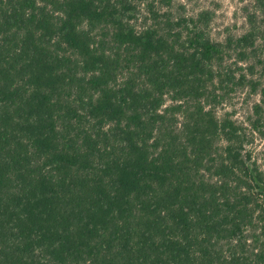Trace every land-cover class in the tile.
Segmentation results:
<instances>
[{"label": "trees", "instance_id": "16d2710c", "mask_svg": "<svg viewBox=\"0 0 264 264\" xmlns=\"http://www.w3.org/2000/svg\"><path fill=\"white\" fill-rule=\"evenodd\" d=\"M244 14L215 39L149 0H0V264H264V0Z\"/></svg>", "mask_w": 264, "mask_h": 264}, {"label": "rangeland", "instance_id": "374dc122", "mask_svg": "<svg viewBox=\"0 0 264 264\" xmlns=\"http://www.w3.org/2000/svg\"><path fill=\"white\" fill-rule=\"evenodd\" d=\"M155 11L163 15L169 13L174 17H193L202 11L210 15L209 30L215 39H221L228 33L240 35L245 30L244 7L250 5L251 0H149ZM138 17H150L143 5L139 6ZM148 23L150 22L147 21ZM257 97L247 96L240 92L232 96L221 111L233 113L237 121L246 120L248 107ZM253 155L257 158L260 168L264 170V139L255 136L251 144Z\"/></svg>", "mask_w": 264, "mask_h": 264}]
</instances>
